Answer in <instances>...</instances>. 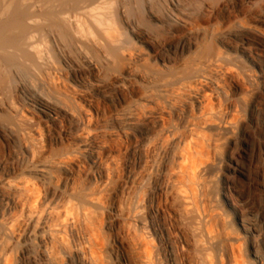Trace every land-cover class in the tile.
<instances>
[{
	"label": "rangeland",
	"instance_id": "374dc122",
	"mask_svg": "<svg viewBox=\"0 0 264 264\" xmlns=\"http://www.w3.org/2000/svg\"><path fill=\"white\" fill-rule=\"evenodd\" d=\"M0 264H264V0H0Z\"/></svg>",
	"mask_w": 264,
	"mask_h": 264
}]
</instances>
